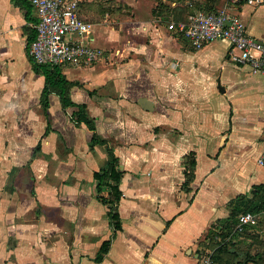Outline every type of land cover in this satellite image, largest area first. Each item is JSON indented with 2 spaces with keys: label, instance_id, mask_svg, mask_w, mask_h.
Here are the masks:
<instances>
[{
  "label": "crops",
  "instance_id": "obj_1",
  "mask_svg": "<svg viewBox=\"0 0 264 264\" xmlns=\"http://www.w3.org/2000/svg\"><path fill=\"white\" fill-rule=\"evenodd\" d=\"M22 2L0 0V264H201L230 201L264 184V75L233 62L227 41L196 50L169 29L207 0H79L104 58L61 66L74 105L55 91L45 108L28 49L38 22ZM232 12L264 41V3ZM80 106L124 171L119 230L94 177L107 145L91 147L94 132L72 119Z\"/></svg>",
  "mask_w": 264,
  "mask_h": 264
},
{
  "label": "built area",
  "instance_id": "obj_2",
  "mask_svg": "<svg viewBox=\"0 0 264 264\" xmlns=\"http://www.w3.org/2000/svg\"><path fill=\"white\" fill-rule=\"evenodd\" d=\"M26 1L39 18L37 37L29 46L30 56L38 64L83 68L104 58V50L89 41L92 27L78 15L79 0ZM223 3L214 12L198 10L186 21L172 22L169 29L186 37L196 50L215 41H227L233 62L248 65L255 75H264V41L249 35L245 23L232 12V7L237 5L259 6L264 0H224ZM258 163L264 166V151ZM263 215H241L235 231L242 232L246 226L257 225ZM201 264H214L211 251H206Z\"/></svg>",
  "mask_w": 264,
  "mask_h": 264
},
{
  "label": "trees",
  "instance_id": "obj_3",
  "mask_svg": "<svg viewBox=\"0 0 264 264\" xmlns=\"http://www.w3.org/2000/svg\"><path fill=\"white\" fill-rule=\"evenodd\" d=\"M22 1L26 17L37 23L39 19H34L32 16V6L26 0ZM207 1V7L202 9L206 12H214L219 8L222 0ZM36 37L37 33L30 40L28 49ZM31 60L35 71L46 77L44 107L48 108V96L55 91L61 96L65 108L73 106L74 103L69 95L72 83L62 73L61 66L38 64L32 57ZM72 119L78 123L86 124L94 132L92 148L98 144L107 145L109 158L104 166L94 173V177L98 181V199L109 208L108 217L112 221L114 229L119 230L121 222L118 207L122 197L120 183L124 174V171L120 170V159L107 141L97 135L94 120L88 116L84 107L80 106L79 111L73 113ZM185 162L187 168L185 185L189 186L196 166L194 153H190ZM229 210L230 216L218 220L209 230L207 240L203 245V255L206 251H211L214 264H264V215L261 216L257 225L246 226L242 232L235 231L241 215L264 213V184L255 186L247 195L231 200ZM112 242L113 237H110L102 243L95 259L97 263L102 262ZM258 245H261L262 248L258 249Z\"/></svg>",
  "mask_w": 264,
  "mask_h": 264
},
{
  "label": "rangeland",
  "instance_id": "obj_4",
  "mask_svg": "<svg viewBox=\"0 0 264 264\" xmlns=\"http://www.w3.org/2000/svg\"><path fill=\"white\" fill-rule=\"evenodd\" d=\"M258 249H261L262 247H261V245H258V247H257Z\"/></svg>",
  "mask_w": 264,
  "mask_h": 264
}]
</instances>
